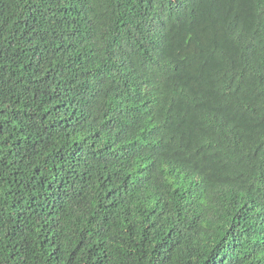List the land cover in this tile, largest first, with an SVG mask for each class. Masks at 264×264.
I'll use <instances>...</instances> for the list:
<instances>
[{"label": "trees", "instance_id": "trees-1", "mask_svg": "<svg viewBox=\"0 0 264 264\" xmlns=\"http://www.w3.org/2000/svg\"><path fill=\"white\" fill-rule=\"evenodd\" d=\"M0 264H264V0H0Z\"/></svg>", "mask_w": 264, "mask_h": 264}]
</instances>
